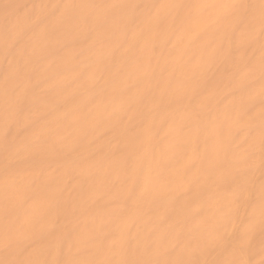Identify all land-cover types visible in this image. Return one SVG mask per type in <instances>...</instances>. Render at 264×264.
Instances as JSON below:
<instances>
[{
	"label": "bare ground",
	"instance_id": "6f19581e",
	"mask_svg": "<svg viewBox=\"0 0 264 264\" xmlns=\"http://www.w3.org/2000/svg\"><path fill=\"white\" fill-rule=\"evenodd\" d=\"M0 264H264V0H0Z\"/></svg>",
	"mask_w": 264,
	"mask_h": 264
}]
</instances>
